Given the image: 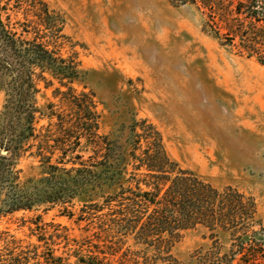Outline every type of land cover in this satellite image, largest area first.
I'll use <instances>...</instances> for the list:
<instances>
[{
  "label": "trees",
  "instance_id": "obj_1",
  "mask_svg": "<svg viewBox=\"0 0 264 264\" xmlns=\"http://www.w3.org/2000/svg\"><path fill=\"white\" fill-rule=\"evenodd\" d=\"M170 1L198 8L207 16L206 30L216 38L231 44L239 38L240 49L258 51L252 43L257 41V32L264 33V0ZM11 3L31 19L13 25L9 15L3 20ZM59 20L43 0H0V87L6 91L7 122L0 130V145L10 154L0 157V196H5L0 216L58 205L73 217L69 207L78 200L83 204L78 219L95 225L96 241L87 238L65 257L49 248L41 250L39 245L5 240L0 264H176L172 248L184 232L197 227L208 229L212 237L229 234L237 241L224 255L212 247L198 264H264V248L257 246L252 230L257 213L252 197L231 186L218 189L183 169L169 157L160 132L147 120L130 126L126 145L99 134L101 116L95 96L76 94L69 86L84 81L80 62L64 58L47 41L45 31L53 40L61 37ZM32 33L35 36L28 38ZM260 57L264 65V55ZM45 74L67 88L54 92L66 108L62 112L53 103L45 109L35 106V81H45ZM44 118L49 123L38 130L36 126ZM32 149L30 156L38 160L41 170L40 186L31 178V186L21 188L17 183L20 171L13 168L22 152ZM88 206L90 211H86ZM98 213L95 223L93 215ZM129 241L132 245L127 246ZM259 241L264 243V238Z\"/></svg>",
  "mask_w": 264,
  "mask_h": 264
},
{
  "label": "rangeland",
  "instance_id": "obj_2",
  "mask_svg": "<svg viewBox=\"0 0 264 264\" xmlns=\"http://www.w3.org/2000/svg\"><path fill=\"white\" fill-rule=\"evenodd\" d=\"M43 1L59 16L62 27L57 40L45 31L47 41L64 58L80 62L84 81L69 86L76 94L95 96L101 116L99 134L117 145H126L130 126L147 120L160 132L169 157L183 169L218 189L231 186L254 199L257 213L252 230L257 246L264 248L259 241L264 238V65L260 63L264 33L257 32L259 37L255 34L257 41L252 44L258 51L246 52L239 48V38L232 45L206 30L207 16L190 4L177 5L170 0ZM12 6L3 14V20L9 15L13 25L31 19ZM150 11H172L171 17L177 23L168 40L146 47L139 41L140 33L132 27L131 17H142ZM16 30L21 33L22 28L17 26ZM34 36L32 33L27 37ZM44 78L35 81V106L45 109L53 103L58 112L64 111L60 96L55 97L54 92L67 88L49 74ZM47 82L52 85L46 86ZM5 100L6 91L0 87V130L7 123ZM48 123L47 118L41 119L36 128L40 130ZM2 150L0 145V157L10 156ZM34 151L22 152L13 168L14 172L20 171L17 183L21 188L31 186V178L40 186L39 162L30 156ZM4 198L2 194L0 203ZM96 203L102 205L103 201ZM70 206L73 217L58 205L1 215L0 247L5 240L15 239L67 257L87 238L95 243V225L88 226V222L78 219L83 204L75 200ZM98 215H93L95 223ZM232 238L229 234L212 237L208 229L197 227L182 234L171 254L176 264H198L200 256L212 247L220 255L228 253L237 242ZM82 249L86 253L88 248ZM74 260L71 257L70 261Z\"/></svg>",
  "mask_w": 264,
  "mask_h": 264
},
{
  "label": "bare ground",
  "instance_id": "obj_3",
  "mask_svg": "<svg viewBox=\"0 0 264 264\" xmlns=\"http://www.w3.org/2000/svg\"><path fill=\"white\" fill-rule=\"evenodd\" d=\"M173 13L172 11H169V13L150 11L142 17L133 15L134 17H131L134 20L132 27L140 33L139 41L145 43L146 47H149L168 40L176 29L177 22L174 20V17H171Z\"/></svg>",
  "mask_w": 264,
  "mask_h": 264
},
{
  "label": "water",
  "instance_id": "obj_4",
  "mask_svg": "<svg viewBox=\"0 0 264 264\" xmlns=\"http://www.w3.org/2000/svg\"><path fill=\"white\" fill-rule=\"evenodd\" d=\"M2 154H8V152L6 150H2Z\"/></svg>",
  "mask_w": 264,
  "mask_h": 264
}]
</instances>
